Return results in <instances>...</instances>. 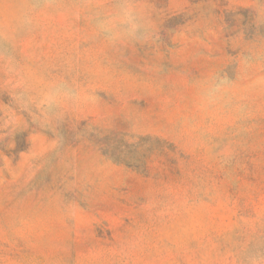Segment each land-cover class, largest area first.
Instances as JSON below:
<instances>
[{"label": "rangeland", "instance_id": "obj_1", "mask_svg": "<svg viewBox=\"0 0 264 264\" xmlns=\"http://www.w3.org/2000/svg\"><path fill=\"white\" fill-rule=\"evenodd\" d=\"M0 264H264V0H0Z\"/></svg>", "mask_w": 264, "mask_h": 264}, {"label": "clouds", "instance_id": "obj_2", "mask_svg": "<svg viewBox=\"0 0 264 264\" xmlns=\"http://www.w3.org/2000/svg\"><path fill=\"white\" fill-rule=\"evenodd\" d=\"M103 30L108 36L111 37L113 35L111 29H109L108 27H104ZM141 30H143L146 37L148 25L146 23L138 22L135 16L130 15L124 27V34H126L130 38L135 39L138 38V33H140ZM213 80L214 83L208 93L210 97H216L220 95L222 93V90L229 84V82L225 78L214 77Z\"/></svg>", "mask_w": 264, "mask_h": 264}]
</instances>
